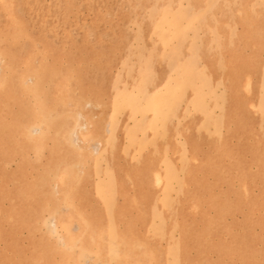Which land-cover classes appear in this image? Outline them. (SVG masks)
Instances as JSON below:
<instances>
[{
    "label": "rangeland",
    "instance_id": "rangeland-1",
    "mask_svg": "<svg viewBox=\"0 0 264 264\" xmlns=\"http://www.w3.org/2000/svg\"><path fill=\"white\" fill-rule=\"evenodd\" d=\"M102 262L264 264V0H0V264Z\"/></svg>",
    "mask_w": 264,
    "mask_h": 264
},
{
    "label": "bare ground",
    "instance_id": "bare-ground-1",
    "mask_svg": "<svg viewBox=\"0 0 264 264\" xmlns=\"http://www.w3.org/2000/svg\"><path fill=\"white\" fill-rule=\"evenodd\" d=\"M11 9H12V8H11ZM57 9H58V8H57ZM54 25H55V24H54ZM54 25H53V26H54ZM35 53H36V52H35ZM42 72H43V71H42ZM1 87H2V85H1ZM38 90H39V88H38ZM57 93H58V92H57ZM64 101H65V100H64ZM60 102H61V101H60ZM59 104H60V103H59ZM43 109H44V108H43ZM37 110H38V109H37ZM45 110H46V109H45ZM35 111H36V110H35ZM37 112H39V110H38ZM37 112H36V113H37ZM43 113H44V112H43ZM44 115H46V114L44 113ZM41 117H42V116H41ZM42 118H43V117H42ZM56 118H57V117H56ZM39 119H40V118H39ZM43 119H44V118H43ZM61 119H62V118H61ZM41 120H42V119H41ZM40 122H41V121H40ZM42 124H43V123H42ZM51 126H52V124H51ZM51 126H50V127H51ZM66 126H67V125H66ZM61 127H62V126H61ZM59 128H60V127H59ZM62 128H63V127H62ZM76 128H77V127H76ZM43 129H44V128H43ZM67 131H68V130H67ZM67 131H66V132H67ZM48 132H49V131H48ZM66 132H65V133H66ZM29 135H30V134H29ZM42 135H44V134L42 133ZM34 137H35V136H34ZM95 137H96V136H95ZM97 137H98V135H97ZM62 139H63V138H62ZM34 142H35V140H34ZM56 142H57V141H56ZM66 144H67V143H66ZM99 147H100V146H99ZM72 151H73V150H72ZM78 156H79V155H78ZM79 158H80V157H79ZM191 162H192V161H191ZM64 165H66V164H64ZM68 165H69V164H68ZM60 166H61V165H60ZM75 169H76V168H75ZM76 170H77V169H76ZM60 173H61V172H60ZM76 173H77V171H76ZM72 174H73V173H72ZM73 175H74V174H73ZM55 176H57V173L55 174ZM57 177H58V176H57ZM57 177H56V178H57ZM72 178H75V177H72ZM77 178H78V177H77ZM160 178H161V177H160ZM79 179H80V178H79ZM127 179H128V178H127ZM71 180H73V179H71ZM71 180H70V181H71ZM70 181H68V182H70ZM75 181H76V180H75ZM163 181H164V180H163ZM163 181H162V182H163ZM57 182H58V181H57ZM76 182H77V181H76ZM157 182H159V181H157ZM79 183H80V182H79ZM76 187H77V185H76ZM69 196H70V195H69ZM70 197H72V196H70ZM99 200H100V199H99ZM65 201H66V200H65ZM65 201H64V202H65ZM78 203H79V202H78ZM71 205H72V204H71ZM143 210H144V209H143ZM69 214H70V213H69ZM88 215H89V214H88ZM142 216H143V214H142ZM149 218H150V217H149ZM146 219H147V218H146ZM88 224H89V223H88ZM87 226H88V225H87ZM120 227H121V226H120ZM105 228H106V227H105ZM85 229H86V228H85ZM87 229H88V227H87ZM103 229H104V228H103ZM83 231H84V230H83ZM84 232H85V231H84ZM81 236H82V234H81ZM83 236H84V235H83ZM73 237H75V236H73ZM76 237H77V236H76ZM76 237H75V238H76ZM135 238H136V237H135ZM70 239H71V238H70ZM70 239H69V242H70ZM78 239H79V238H78ZM117 240H118V239H117ZM74 242H76V241H74ZM74 242H73V243H74ZM73 243H72V244H73ZM101 243H102V241H101ZM135 244H136V243H135ZM103 245H104V243H103ZM76 246H77V245H76ZM68 247H69V246H68ZM69 248H70V247H69ZM70 249H71V248H70ZM76 249H77V248H76ZM85 253H87V252H85ZM66 254H67V253H66ZM81 254H82V253H81ZM101 254H105V253H104V252H103V253L101 252ZM101 254H100V256H101ZM125 254H126V253H125ZM85 255H86V254H85ZM82 256H83V255H82ZM97 256H98V255H97ZM108 256H109V255H108ZM120 256H121V255H120ZM95 257H96V256H94V258H95ZM124 257H125V256H124ZM96 258H98V257H96ZM125 258H126V257H125ZM103 259H105V258H103ZM106 259H107V258H106ZM81 260H82V257H81ZM79 261H80V260H79ZM107 261H108V260H107ZM104 263H105V262H104ZM104 263L102 262V264H104ZM106 264H107V263H106Z\"/></svg>",
    "mask_w": 264,
    "mask_h": 264
}]
</instances>
